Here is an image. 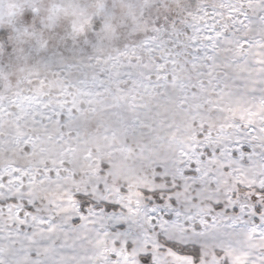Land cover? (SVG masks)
<instances>
[{"label": "snow or ice", "instance_id": "obj_1", "mask_svg": "<svg viewBox=\"0 0 264 264\" xmlns=\"http://www.w3.org/2000/svg\"><path fill=\"white\" fill-rule=\"evenodd\" d=\"M0 264H264V0H0Z\"/></svg>", "mask_w": 264, "mask_h": 264}]
</instances>
